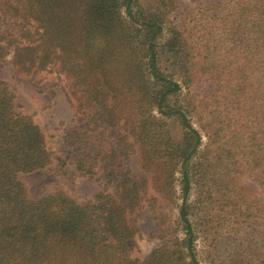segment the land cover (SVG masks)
<instances>
[{
    "label": "trees",
    "instance_id": "trees-1",
    "mask_svg": "<svg viewBox=\"0 0 264 264\" xmlns=\"http://www.w3.org/2000/svg\"><path fill=\"white\" fill-rule=\"evenodd\" d=\"M192 1L171 19L177 0H0V63L67 79L84 123L67 161L103 163L116 190L31 198L19 175L54 153L0 83V264H202L199 236L207 264H264V196L241 182L264 191V0ZM136 154L147 178L124 168ZM143 202L178 219L160 213L162 242L138 259Z\"/></svg>",
    "mask_w": 264,
    "mask_h": 264
},
{
    "label": "rangeland",
    "instance_id": "rangeland-1",
    "mask_svg": "<svg viewBox=\"0 0 264 264\" xmlns=\"http://www.w3.org/2000/svg\"><path fill=\"white\" fill-rule=\"evenodd\" d=\"M177 4L178 9L170 16L171 19L180 15L185 8L195 6L192 0H177ZM11 58L10 55L0 63V83L6 84L15 93L18 111L33 116L40 125L46 135L48 148L54 153L53 162L46 169L19 175L29 196L35 199L63 190L79 203L88 205L107 187L109 192L115 193V188L108 184L103 163L96 164L91 174L81 176L75 165L67 161V151L72 142L69 135L77 134L84 126V123L78 121L75 110L67 101V79L63 75L46 71L35 77L20 78L11 65ZM60 159L66 163L65 167L60 164ZM122 163L124 168L131 170L136 179L148 177L141 168L137 154ZM241 182L253 192L264 196V191L252 177L244 176ZM194 195L193 190L192 199ZM160 213L168 217L170 225H175L178 208L168 205L152 210L147 202H143L136 213L130 216V224L136 230V236L131 242L135 258L143 259L161 244L162 241L156 236L160 233L157 220ZM196 246L202 264H207V245L202 236L197 239Z\"/></svg>",
    "mask_w": 264,
    "mask_h": 264
}]
</instances>
